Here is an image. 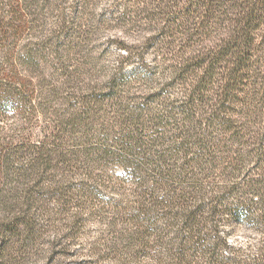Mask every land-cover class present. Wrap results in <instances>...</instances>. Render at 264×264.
<instances>
[{
	"label": "trees",
	"instance_id": "trees-1",
	"mask_svg": "<svg viewBox=\"0 0 264 264\" xmlns=\"http://www.w3.org/2000/svg\"><path fill=\"white\" fill-rule=\"evenodd\" d=\"M6 17L0 44L26 43L0 65V121H20L0 126L5 262L46 203L75 206V231L128 188L131 230L108 246L122 264H264V0H17ZM109 17L137 44L115 40L113 69L72 64Z\"/></svg>",
	"mask_w": 264,
	"mask_h": 264
},
{
	"label": "rangeland",
	"instance_id": "rangeland-1",
	"mask_svg": "<svg viewBox=\"0 0 264 264\" xmlns=\"http://www.w3.org/2000/svg\"><path fill=\"white\" fill-rule=\"evenodd\" d=\"M15 1L17 2V0H0V25L1 22H4L2 20L7 18L8 9H10V5H15ZM95 7L96 12H100L104 8L107 10L113 8L112 4L107 3H96ZM112 17L109 18L111 19ZM86 36L87 38L84 41H79L78 48L75 49L76 53H73L75 50H71L69 57L72 64L80 63L82 68L92 73H95L99 66L91 64L90 61L92 59L96 62L98 58L99 64H106L109 69H113L119 60H123L125 54L117 47L115 40L119 38L125 39L129 44H137V41L140 40V34L138 29L135 28V23L120 27L118 21L113 19L105 21L101 31H97L94 35ZM20 40L17 42L9 40L10 42H6V47L3 46L5 44H0V65L6 62L7 59H11L12 63H15L12 48L26 43ZM155 54L154 50L144 53L147 62H152L150 60L155 57ZM133 64L135 63L125 66L126 69H131ZM157 65H160V63L157 62ZM158 70L160 72V69ZM160 73L162 78V72ZM157 77L160 76L157 75ZM130 88L139 91L140 88L146 89V85L134 80L131 82ZM40 118L41 116H39ZM41 119L40 124L43 122ZM19 122L15 118L0 121V126L4 129L2 132L5 134L9 133L8 128ZM122 192L124 194L105 190L102 194L103 199L108 203H110V200L113 204L102 205L100 216L97 215L98 213L95 214L94 211L91 213L85 212L82 216L83 222L81 226L79 228L77 226L75 231L69 230L67 226L69 216L77 209L75 206L69 207L67 213L62 215L58 212L60 209L58 204L46 203L47 212L39 214L38 218H36L38 222L35 227L36 233L27 242L28 245L24 246L23 242L18 241L14 243L13 248L15 251L13 252L15 255L12 262H5L4 234L0 233V243H2L0 244V251H3V255H0V264H122L120 256L117 257L112 252V249L108 247L110 242L118 238L121 231L120 228L131 230V226L127 222L129 223V214L132 213L130 207L132 194L128 188ZM101 200L99 197L89 198L88 204L91 206L94 203L100 206ZM115 204H117V207ZM126 218H128V221H126ZM112 220L116 222L117 226L112 227L109 225V221ZM235 239L239 244H244L247 238L236 237ZM125 261L132 264L127 259Z\"/></svg>",
	"mask_w": 264,
	"mask_h": 264
}]
</instances>
